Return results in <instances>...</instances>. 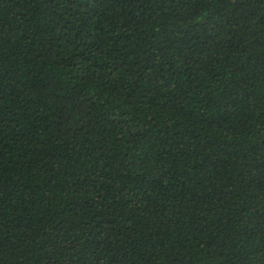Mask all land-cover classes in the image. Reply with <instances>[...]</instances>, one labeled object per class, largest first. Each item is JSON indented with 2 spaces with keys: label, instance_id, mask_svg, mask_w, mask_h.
Instances as JSON below:
<instances>
[{
  "label": "trees",
  "instance_id": "16d2710c",
  "mask_svg": "<svg viewBox=\"0 0 264 264\" xmlns=\"http://www.w3.org/2000/svg\"><path fill=\"white\" fill-rule=\"evenodd\" d=\"M0 264H264V0H0Z\"/></svg>",
  "mask_w": 264,
  "mask_h": 264
}]
</instances>
